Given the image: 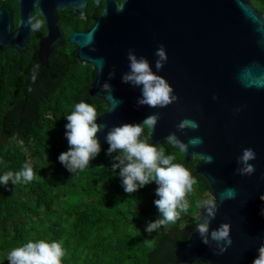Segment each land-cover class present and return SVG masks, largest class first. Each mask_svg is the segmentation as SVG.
I'll use <instances>...</instances> for the list:
<instances>
[{
  "label": "water",
  "instance_id": "obj_1",
  "mask_svg": "<svg viewBox=\"0 0 264 264\" xmlns=\"http://www.w3.org/2000/svg\"><path fill=\"white\" fill-rule=\"evenodd\" d=\"M87 1L40 0L37 6L35 0H18V29L13 38L8 35L7 13L0 10V51L24 49L25 22L34 9L46 24L47 37L39 41L37 54L45 68L46 57L61 42L54 10L72 8L74 16L82 19ZM100 1L104 4L101 15L86 32H74L68 44L76 47L78 63L94 72L89 96L106 105L97 119L106 125L97 134L101 149L109 147L105 136L112 126L141 123L156 113L160 114L157 125L147 128L150 144L179 151L166 142L169 134L175 133L185 143L201 137L202 144L179 152L187 162L200 160L195 173L208 182L209 196L217 198L210 231L221 223L230 225L232 244L217 255L215 242L202 243L194 231L204 213L199 208V220L163 237L148 264H252L264 241V201L260 199L264 195V15L248 0H124L123 11H117L115 0H91L95 5ZM89 36L91 41L85 45ZM161 44L168 59L157 71L155 52ZM130 49L137 57H146L152 71L169 82L177 101L164 108L137 105L140 88L121 82L129 71ZM113 68L115 77L109 80ZM105 81L112 86L111 96L100 91ZM183 119L194 120L198 128L179 130ZM244 148L256 153L249 162L256 169L251 176L235 171ZM202 156H211L212 161ZM229 187L235 189V197L221 201L220 193Z\"/></svg>",
  "mask_w": 264,
  "mask_h": 264
},
{
  "label": "trees",
  "instance_id": "obj_2",
  "mask_svg": "<svg viewBox=\"0 0 264 264\" xmlns=\"http://www.w3.org/2000/svg\"><path fill=\"white\" fill-rule=\"evenodd\" d=\"M248 1L264 15V0ZM91 8L92 24L102 8L92 2ZM62 52L55 60L58 71L47 74L40 67L35 82L34 59L0 53V176L21 171L25 163L34 171L30 182L0 185V264H9L14 248L41 239L61 242L62 264H148L163 237L199 220L197 201L210 195L206 179L195 173L200 160L187 162L178 150L158 147L174 155L173 163L187 167L197 183L186 197L188 212L151 234L145 227L159 216L157 185L126 193L119 169L111 171L118 152L101 149L88 167L70 173L58 159L69 147L65 117L82 99L98 116L106 105L88 94L92 68L79 64L73 51ZM143 135L149 140L147 128Z\"/></svg>",
  "mask_w": 264,
  "mask_h": 264
},
{
  "label": "clouds",
  "instance_id": "obj_3",
  "mask_svg": "<svg viewBox=\"0 0 264 264\" xmlns=\"http://www.w3.org/2000/svg\"><path fill=\"white\" fill-rule=\"evenodd\" d=\"M40 0H35L38 6ZM117 11H123V6L117 4ZM30 26L32 31H39L43 26V20L30 14L29 19L25 22ZM89 36L84 44L90 43ZM92 48L91 51H95ZM155 68L161 70L167 62V53L163 44L156 52ZM129 61V71L121 77V82L138 87L141 90V96L137 98L138 106H148L150 108H164L175 101L178 97L174 94L173 87L169 82L156 72L152 71L150 61L144 57L135 54L134 49H130L127 54ZM101 69L103 61H99ZM39 64L33 66L31 79L35 82ZM109 80L115 77V69L109 72ZM31 91V88H29ZM101 92L111 96L112 86L105 81L100 89ZM215 99V97H214ZM237 112L239 109L236 110ZM98 113L96 108L85 102L83 99L75 105L74 111L65 118L68 123L65 125V137L68 141V150L61 152L59 162L70 172L84 170L90 165L100 151L101 144L97 134L103 130L106 125L97 123ZM160 119V114H151L145 117L141 123L129 124L124 123L119 126H112L108 129L105 140L109 148L107 154L114 152L119 154L114 157L111 171L116 173L119 169L124 191L128 194L136 193L140 188L152 183H156L155 194L158 199L154 201L159 216L151 222H148L145 231L149 234L167 226L169 223L175 224L180 218L181 213H187L190 207L186 198L193 191V185L197 183L192 172L180 163H173L176 159L174 155H165L163 148L156 144H150L146 137H143L145 128L154 129ZM178 129L183 131L186 128L196 130L198 124L191 119H183L178 125ZM166 142L179 149L180 152L187 153L189 146H199L203 143L201 137H192L187 143L181 141L175 133L169 134ZM196 154L193 153V156ZM206 162H211L212 157H201ZM256 159V153L252 148H244L242 155L238 157L240 167L235 171L240 176H251L255 172V166L249 163ZM34 178V171L29 163H25L22 170L15 174L11 171L0 176V185L7 187L9 181L13 185L23 180L30 182ZM235 197L234 188H226L220 193L221 201ZM264 201V195L260 197ZM197 207L204 209L201 213V219L195 225L194 231L199 234L202 243L210 245L213 241L218 249L217 255H222L232 244L230 237V225L221 223L216 229H211V221L216 217L218 204L216 196L209 199L197 201ZM264 216V209L261 210ZM258 255L253 259L252 264H264V241L257 249ZM65 250L61 242L46 240L29 241L23 246H19L10 251L8 255L9 264H62V258Z\"/></svg>",
  "mask_w": 264,
  "mask_h": 264
},
{
  "label": "flooded vegetation",
  "instance_id": "obj_4",
  "mask_svg": "<svg viewBox=\"0 0 264 264\" xmlns=\"http://www.w3.org/2000/svg\"><path fill=\"white\" fill-rule=\"evenodd\" d=\"M115 2L119 5H121L124 0H115ZM96 6H100L101 12L99 15H101L103 11V1H100ZM0 10H3L7 13V21L9 25V37L13 38L18 29V20H19V7H18V0H0ZM31 15L37 17L38 19L43 20V26L39 31H32L30 26H27V32L24 40V49L17 52L12 48H4L0 53H11L14 55H22L26 58L34 59L33 66L36 64H39L40 67L42 65L37 60V54H38V45L39 41L44 40L47 37V30H46V24L45 20L40 17L34 9H32ZM54 15L56 19V31L58 33L59 39L61 42L52 48L51 53L46 57L45 60V73H52L57 72L58 68L56 67V58L59 56L60 52L65 51H73L74 54L76 52V47L74 45L68 44V38L74 33V32H86L91 27V0H88L85 4V7L82 11V19L76 18L74 16V11L72 8L64 9L62 11L54 10ZM93 16V20L98 17ZM30 16V15H29ZM29 19V18H28ZM27 19V20H28ZM93 23V22H92ZM62 52V53H63ZM71 54V53H69ZM43 68V67H42Z\"/></svg>",
  "mask_w": 264,
  "mask_h": 264
},
{
  "label": "rangeland",
  "instance_id": "obj_5",
  "mask_svg": "<svg viewBox=\"0 0 264 264\" xmlns=\"http://www.w3.org/2000/svg\"><path fill=\"white\" fill-rule=\"evenodd\" d=\"M91 10H92V8H91ZM209 198H211V197L209 196L208 199H209Z\"/></svg>",
  "mask_w": 264,
  "mask_h": 264
}]
</instances>
